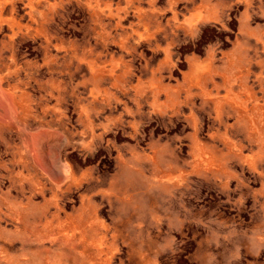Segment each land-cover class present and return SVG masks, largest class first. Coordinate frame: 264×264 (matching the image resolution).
Wrapping results in <instances>:
<instances>
[{"label": "rangeland", "instance_id": "rangeland-1", "mask_svg": "<svg viewBox=\"0 0 264 264\" xmlns=\"http://www.w3.org/2000/svg\"><path fill=\"white\" fill-rule=\"evenodd\" d=\"M0 264H264V0H0Z\"/></svg>", "mask_w": 264, "mask_h": 264}]
</instances>
